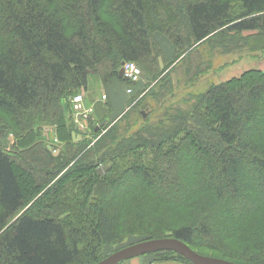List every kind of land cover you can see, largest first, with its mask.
I'll return each instance as SVG.
<instances>
[{"label":"trees","instance_id":"trees-1","mask_svg":"<svg viewBox=\"0 0 264 264\" xmlns=\"http://www.w3.org/2000/svg\"><path fill=\"white\" fill-rule=\"evenodd\" d=\"M243 33L264 34V0H0V264H96L169 237L264 264V72L182 98L174 85L209 73L203 45L228 53ZM127 62L151 82L121 78ZM92 78L137 94L118 117L96 104L76 142L71 99ZM49 126L65 144L60 164Z\"/></svg>","mask_w":264,"mask_h":264},{"label":"rangeland","instance_id":"rangeland-1","mask_svg":"<svg viewBox=\"0 0 264 264\" xmlns=\"http://www.w3.org/2000/svg\"><path fill=\"white\" fill-rule=\"evenodd\" d=\"M157 41L161 44V46H167L170 44L166 39L163 38L162 35L157 34ZM263 41V42H262ZM229 51L228 53H223L221 51H215L212 50L211 47L208 45H203L201 47L200 52L204 56L203 60H212V66L206 75L202 76L199 80L198 83L194 88H188V78L185 76L183 73H180L176 77H174V85L176 87V92H178V98L186 97V96H191V95H198L201 93H204L210 86L216 85L222 82L229 81L234 78H239L241 77L242 74H244L247 71L250 70H260L261 72H264V34L258 35L257 33H243L240 35H234L231 37V39L227 42V45L225 46ZM165 53L167 54V57L169 59H173L174 57V51L173 48L172 50H166ZM215 53V54H214ZM213 55V56H212ZM199 63V62H198ZM195 63V64H198ZM151 82V79L149 81L146 80V77L143 75V80L140 82L142 85H148V83ZM116 84L113 85L112 87H116ZM136 87V86H135ZM135 87H129L126 84L119 85L117 84L118 90L116 93L118 94L119 97H122V92L124 91L125 93V98L126 100L124 103H126V108L123 112H126L127 110V105L132 103L133 97L137 94V88ZM90 88L96 92H92L91 96L92 97H100L102 102L105 104L110 102L109 96H107V90L105 89L104 85L100 83L99 79L92 78L91 79V84ZM120 88V89H119ZM131 88L133 89V94H128L127 90ZM123 90V91H122ZM86 96V103L89 99L88 94H85ZM124 98V99H125ZM72 106V104H71ZM115 110V108H114ZM73 111V109H72ZM116 117H118L120 114L118 112L116 113ZM116 117H111L112 119ZM72 118L73 117V112H72ZM92 122V123H91ZM95 119L94 115L90 121V126L88 130H82L80 127L75 123L76 128L79 132L78 135L74 136V140L79 141L83 140V137L81 133L84 134H90L91 127L94 125ZM56 129L53 126L45 127V133H44V140L45 144L48 148H50L51 152L54 154L56 151L60 153L61 149L65 147V144L60 142L57 138H53V132ZM90 139V138H88ZM92 139V138H91ZM15 143V138L11 135L8 138V148H12V146ZM29 198V197H28ZM39 198V197H38ZM30 199V198H29ZM31 202L29 204V201L27 202V208L26 209H31L34 207L36 201ZM138 239H132L128 242V244L132 242H136ZM229 243H234L232 241H229ZM116 248H111L108 247L105 250L104 255L111 254ZM196 252L204 255H208L211 257H219L217 254L209 253L204 249H196ZM164 256L159 257L156 255H144L137 260L133 259L127 262H123L121 264H132V263H139V264H179V263H174V262H167L163 261Z\"/></svg>","mask_w":264,"mask_h":264},{"label":"water","instance_id":"water-1","mask_svg":"<svg viewBox=\"0 0 264 264\" xmlns=\"http://www.w3.org/2000/svg\"><path fill=\"white\" fill-rule=\"evenodd\" d=\"M119 76L123 79H126L124 78L123 70H120ZM103 126L104 124H101L97 128V131ZM51 156L59 164L66 160V156L62 153L57 156L51 154ZM163 251L175 252L183 256L192 264H237L235 262L228 261L225 259L201 255L192 250L184 242L172 237L154 239L131 245L113 253L112 255L106 257L105 259L101 260L96 264H121L123 262H127L144 255L154 254Z\"/></svg>","mask_w":264,"mask_h":264},{"label":"built area","instance_id":"built-area-1","mask_svg":"<svg viewBox=\"0 0 264 264\" xmlns=\"http://www.w3.org/2000/svg\"><path fill=\"white\" fill-rule=\"evenodd\" d=\"M122 70L124 71V77L134 84L140 83L143 80L142 70L134 62L124 63L122 66ZM127 93L133 94V89L129 88L127 90ZM71 104L75 123L80 127V129L88 130L90 121L95 112L94 105H88L86 103L85 93H80L74 96L71 99ZM58 153L59 152L56 151L54 155H57Z\"/></svg>","mask_w":264,"mask_h":264},{"label":"crops","instance_id":"crops-1","mask_svg":"<svg viewBox=\"0 0 264 264\" xmlns=\"http://www.w3.org/2000/svg\"><path fill=\"white\" fill-rule=\"evenodd\" d=\"M117 90H118V88H117V84H116V87L111 88L110 90H108L107 91L108 92L107 94H108V96L110 98V103H112L113 106H114V108L117 109V110H115L114 113L116 114L118 112V114H121L123 112V110H125V108H126V103H124L125 101H123V100H126V98H125V93H124L123 90H122L123 91L122 92L123 93L122 94V97H119L118 96V94L116 93ZM92 92H96V90L93 91L90 88L86 94H88V96H89V100L92 103L91 105H94V109H95V105L96 104H98V105L103 104L104 105V102H102V100L100 99V97H98V96L92 97L93 95L91 96ZM136 260H137V258H136ZM132 264H139V263H132Z\"/></svg>","mask_w":264,"mask_h":264}]
</instances>
